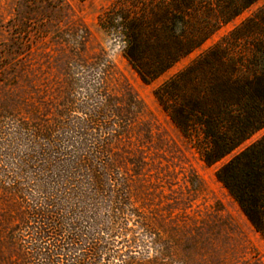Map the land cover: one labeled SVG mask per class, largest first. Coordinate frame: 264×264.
<instances>
[{
  "label": "rangeland",
  "instance_id": "obj_1",
  "mask_svg": "<svg viewBox=\"0 0 264 264\" xmlns=\"http://www.w3.org/2000/svg\"><path fill=\"white\" fill-rule=\"evenodd\" d=\"M232 3L0 0V264H31L23 198L51 176L39 174V144L63 152L51 170L62 176L99 149L115 191L110 212L73 198L55 225L52 264H264V234L216 178L264 126L206 164L209 142L188 108L209 105L210 84L264 87V0L238 14ZM123 33L140 49L129 51ZM173 107L186 113L184 130ZM235 115H223L225 127Z\"/></svg>",
  "mask_w": 264,
  "mask_h": 264
},
{
  "label": "trees",
  "instance_id": "obj_2",
  "mask_svg": "<svg viewBox=\"0 0 264 264\" xmlns=\"http://www.w3.org/2000/svg\"><path fill=\"white\" fill-rule=\"evenodd\" d=\"M232 1L230 0V3ZM253 1L233 2L234 14H238ZM162 25L163 23L158 21L154 28L162 29ZM123 36L129 51L134 47L140 49L143 41L137 39L134 34L123 33ZM129 57L133 58L130 53ZM233 80L226 84H210L206 88L202 95L209 105L203 106V103H200L203 99L197 98V101L191 102L188 107L198 113L196 119L203 127L202 133L209 142V147L201 151L202 159L206 164L217 162L248 135L264 126V87L259 88L254 84L238 83ZM250 91L256 94L257 100L250 96ZM185 108L188 110L186 106ZM177 113L179 115H176L173 107L170 118L177 127L184 130L189 122L186 113L183 110L182 113ZM225 113L237 114L233 124L227 127L223 120ZM48 146L47 148L38 145L37 165L40 168V175L51 176L46 178L45 182L41 180L37 182L36 187L34 183H29L31 187L36 188L35 195H32L31 199L23 198L28 205L31 219L23 239L31 264H52L51 241L54 237L55 225L60 219L66 220L69 216L68 207L74 204L72 202L75 196L77 205L87 206L86 208L90 210L92 208L96 211L99 202L107 205L108 212L116 208L112 198L115 193L112 176L105 172L103 157H96L100 155L99 149L92 151L95 153L94 162H85L84 157L81 156L61 171L64 173L62 176V174L57 175L60 172L52 173L51 170L61 162L63 152H59L56 146L49 144ZM216 178L238 204L253 228L264 234V136L219 169ZM19 183L13 180L12 187H16ZM79 188L83 189V194L71 195L73 190Z\"/></svg>",
  "mask_w": 264,
  "mask_h": 264
}]
</instances>
